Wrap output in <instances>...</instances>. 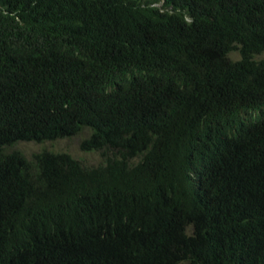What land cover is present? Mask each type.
<instances>
[{
	"label": "trees",
	"instance_id": "obj_1",
	"mask_svg": "<svg viewBox=\"0 0 264 264\" xmlns=\"http://www.w3.org/2000/svg\"><path fill=\"white\" fill-rule=\"evenodd\" d=\"M0 264H264V0H0Z\"/></svg>",
	"mask_w": 264,
	"mask_h": 264
},
{
	"label": "rangeland",
	"instance_id": "obj_2",
	"mask_svg": "<svg viewBox=\"0 0 264 264\" xmlns=\"http://www.w3.org/2000/svg\"><path fill=\"white\" fill-rule=\"evenodd\" d=\"M238 57V52H234ZM89 134V130L85 129L83 132L67 138H60L54 141H45L42 143L32 141H20L15 144V148L21 149L27 155L34 154L42 149H50L54 151H67L77 159L83 160L86 164L94 165L99 163L100 156L97 152H86L81 150V140Z\"/></svg>",
	"mask_w": 264,
	"mask_h": 264
}]
</instances>
